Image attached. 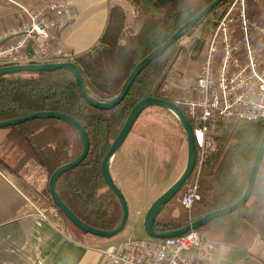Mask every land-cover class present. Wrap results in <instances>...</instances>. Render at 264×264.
Returning a JSON list of instances; mask_svg holds the SVG:
<instances>
[{
  "label": "trees",
  "instance_id": "1",
  "mask_svg": "<svg viewBox=\"0 0 264 264\" xmlns=\"http://www.w3.org/2000/svg\"><path fill=\"white\" fill-rule=\"evenodd\" d=\"M122 1L129 3L132 9L131 21H128L124 5H112L99 43L72 59L83 75L89 95L98 101L118 96L137 64L214 0ZM231 1L224 0L151 62L135 79L123 101L110 110L92 106L83 97L74 74L68 69L0 76V122L35 112L55 111L71 116L86 129L90 138L88 155L78 166L61 175L57 189L63 201L87 224L105 230H113L120 225L123 208L117 194L103 177L102 161L128 115L141 100L155 97L175 102L167 95L168 91L162 93L160 89L181 56L188 55L196 62L205 59L215 20L220 16L222 6ZM8 65L0 64V68ZM152 109L164 112L175 126H172L174 131L167 135L166 143L173 145L175 150L180 149L187 141V134L175 115L164 107H148L133 130ZM137 129L143 136L148 135L147 129ZM0 130L7 131L0 139V168L22 177L29 175L32 166L37 164L47 173L43 194L57 211L50 217L63 232L85 244L88 239H110L80 229L59 210L49 191L51 175L81 153L82 140L76 129L59 119H35ZM263 137L264 121L213 126L211 138L215 149L207 153L198 178L200 199L191 211L182 204L185 192L195 184L197 175L194 170L157 217L155 229L160 233L178 230L215 210L236 203L247 188ZM199 230L210 235V239L237 247H249L256 238L264 242V157L248 202Z\"/></svg>",
  "mask_w": 264,
  "mask_h": 264
},
{
  "label": "built area",
  "instance_id": "2",
  "mask_svg": "<svg viewBox=\"0 0 264 264\" xmlns=\"http://www.w3.org/2000/svg\"><path fill=\"white\" fill-rule=\"evenodd\" d=\"M20 9L16 23L0 29V64L73 59L58 39L75 19L73 0H47ZM188 88L191 95L183 101L175 97V103L193 122L199 176L207 153L215 146L213 126L264 121V22L253 14L250 0H232L224 7L197 79ZM198 185L197 179L182 198L189 211L200 199ZM215 250L200 230L157 243L129 239L99 249L107 264H228L216 259Z\"/></svg>",
  "mask_w": 264,
  "mask_h": 264
},
{
  "label": "crops",
  "instance_id": "3",
  "mask_svg": "<svg viewBox=\"0 0 264 264\" xmlns=\"http://www.w3.org/2000/svg\"><path fill=\"white\" fill-rule=\"evenodd\" d=\"M43 1L47 0H0V29L9 28L16 23L21 16V6L33 7ZM73 1L75 19L58 34V39L69 55L75 58L88 52L84 50L75 54L76 49L82 47L79 42L74 44L79 28L87 25L94 17L99 23L102 21L105 28L101 34H104L112 5L122 4L127 7L129 5L121 0ZM252 4L255 17L264 22V0H253ZM96 9L97 11L94 12ZM72 38L73 44H69L70 46L64 42ZM6 133L7 131L0 130V139ZM117 159L118 157L112 167L116 183L115 174L120 177L122 175L119 169H115ZM186 164L179 173V177ZM34 173L41 179L40 186L43 185L47 173L43 175L42 168L37 164L32 166L29 175L22 177L6 173L0 168V264H107L106 256L99 249L123 243L129 239H141L153 243L159 241L147 239L144 233H141L145 231L144 220L150 206L146 209L139 208L133 223L129 225L130 229L127 231L128 225H126L123 232L116 237L88 239L87 244L76 241L63 232L50 215L46 214L30 196L28 177L33 176ZM41 212L45 214V217ZM141 224L143 229L139 227ZM136 232L139 233L138 236ZM206 236L210 239V235L206 234ZM210 240L216 245L215 257L218 261H225L228 264H264V242L260 238H256L249 247H237L219 240Z\"/></svg>",
  "mask_w": 264,
  "mask_h": 264
},
{
  "label": "water",
  "instance_id": "4",
  "mask_svg": "<svg viewBox=\"0 0 264 264\" xmlns=\"http://www.w3.org/2000/svg\"><path fill=\"white\" fill-rule=\"evenodd\" d=\"M163 3L172 2L175 0H157ZM224 0H214L211 4H209L207 7H205L202 11H200L195 17H193L191 20H189L187 23L182 25L177 32L169 38L165 43L157 47L153 52H151L149 55H147L142 61H140L135 69L130 74L129 78L125 82L121 92L118 96L111 100L107 101H98L93 99L86 88L83 75L77 66V64L72 61H59V62H51V63H31V64H17V65H8L5 67L0 68V76L3 75H9L14 73H20V72H51L56 71L58 69H68L71 71L78 83V86L80 88V91L83 95V97L94 107L98 109H107L110 110L117 105H119L123 99L128 94L132 84L134 83L135 79L140 75V73L148 67V65L153 62L157 57L161 56L167 49H169L176 41H178L180 38H182L188 31L193 29L205 16H207L210 12H212L216 7H218ZM150 106H161L166 108L169 112H171L175 117L179 120V122L183 125L185 132L187 134V164L183 171V173L180 175V177L174 182V184L165 192L163 193L150 207L148 210L145 220H144V226L146 234L154 239H166L171 237H178L182 236L186 233H188L191 230H199L206 224H208L210 221L220 218L224 215L230 214L243 205H245L248 200L250 199L257 173L259 171V168L261 166V162L264 157V137L260 143V146L258 148V152L256 155V159L250 174L249 183L247 185V188L243 194V196L233 205L215 210L201 219L197 221L191 222L189 225L170 232H164L160 233L155 229V221L163 208L175 197V195L181 190V188L184 186L185 182L191 177L195 170V166L197 163V145H196V139L194 135V129L193 125L188 118V116L182 111L181 107L171 101H167L164 99H159L155 97H148L143 100H141L130 112V114L127 117V120L117 136V138L114 140L110 150L105 155L103 161H102V174L103 177L108 184V186L117 194L122 208H123V218L120 223V225L113 230H105V229H99L96 227H93L83 220H81L76 213L63 201L61 198L58 189H57V183L61 175L76 166H78L80 163H82L90 150V138L86 131V129L74 118H72L69 115H66L64 113L55 112V111H43V112H35L31 113L27 116L16 118L12 120L2 121L0 122V129L7 128L13 125H18L25 123L27 121L35 120V119H59L62 121L67 122L70 124L81 137L82 140V149L79 156L71 161L68 162L61 167H59L50 177L49 179V191L52 197V200L57 205L60 211H62L75 225H77L80 229H82L85 232H88L92 235H96L99 237L104 238H113L120 233L123 232L125 229L128 219H129V206L127 199L122 192V190L118 187L113 174H112V167L113 163L117 157V154L119 153L120 149L124 145L127 137L132 132L133 127L137 120L140 118L142 113Z\"/></svg>",
  "mask_w": 264,
  "mask_h": 264
},
{
  "label": "rangeland",
  "instance_id": "5",
  "mask_svg": "<svg viewBox=\"0 0 264 264\" xmlns=\"http://www.w3.org/2000/svg\"><path fill=\"white\" fill-rule=\"evenodd\" d=\"M121 2L123 1L121 0ZM252 3L253 0H250L251 5H253ZM125 7L127 9L128 21H131V7ZM223 9L224 6L220 9V13H222ZM96 11L97 9L94 12ZM219 17L217 19H219ZM217 19L215 22H217ZM100 23L92 17V20L87 25L79 28L77 40L74 41V44L79 42L82 47L80 49L77 48L75 54H79V52L84 50L89 51L99 43L103 35L101 32L105 28L103 27L102 21ZM64 42H66L67 45L73 44V38L65 40ZM202 62L203 61L196 62L188 55L181 56L171 71L167 82L160 91L162 93L168 91L167 95L174 100L176 99L175 97H178L179 101L186 99V97L191 95L188 86L196 81ZM172 126L175 128L165 116L164 112L155 109L149 110L142 122L138 126L136 125L135 129L129 134L124 145L117 154L118 159L115 169H119L122 175L120 177L115 174V176L117 178L118 187L124 193L129 206L127 231L130 229L129 225L131 226L133 223L138 209H146L148 206L151 207V205L174 184L175 180L179 178V173L185 163H187V141L182 148L176 150L173 148V145L168 146L166 143L167 135L174 131ZM137 127L140 130L147 129L148 135L143 136L141 134L142 132L140 133ZM214 149L215 146L209 152ZM42 171L44 175L46 172L43 169ZM195 172L197 175L196 182L199 176L196 170ZM28 179L30 181L28 182V192L30 196L34 198V202L43 209L46 214L55 216L57 211L51 206V202L45 199L43 194L48 178L45 176L43 185L41 184V186L39 184L41 179L35 173L33 176H29ZM139 227L143 229L142 224ZM141 233H144L147 239H153L149 235H146L145 231ZM202 233L205 234V232ZM138 235L139 233L136 234V236ZM206 237L211 241L208 236ZM211 242L214 243L213 241Z\"/></svg>",
  "mask_w": 264,
  "mask_h": 264
}]
</instances>
